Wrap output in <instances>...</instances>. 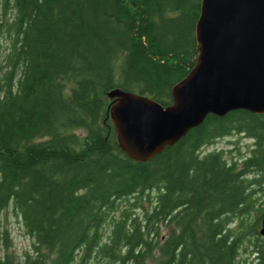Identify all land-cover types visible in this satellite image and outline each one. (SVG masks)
<instances>
[{"label": "trees", "instance_id": "obj_1", "mask_svg": "<svg viewBox=\"0 0 264 264\" xmlns=\"http://www.w3.org/2000/svg\"><path fill=\"white\" fill-rule=\"evenodd\" d=\"M201 4L0 0V264H264V113L209 114L147 161L110 115L115 88L173 102ZM233 134L248 153L206 150Z\"/></svg>", "mask_w": 264, "mask_h": 264}, {"label": "water", "instance_id": "obj_2", "mask_svg": "<svg viewBox=\"0 0 264 264\" xmlns=\"http://www.w3.org/2000/svg\"><path fill=\"white\" fill-rule=\"evenodd\" d=\"M196 38V64L173 87L171 104L121 88L109 92L119 146L131 159H152L209 114L264 113V0H202Z\"/></svg>", "mask_w": 264, "mask_h": 264}, {"label": "rangeland", "instance_id": "obj_3", "mask_svg": "<svg viewBox=\"0 0 264 264\" xmlns=\"http://www.w3.org/2000/svg\"><path fill=\"white\" fill-rule=\"evenodd\" d=\"M253 141L250 138L245 137L241 134H233L231 136L218 138L214 143L206 148V150L221 149V148H237L242 151V153H248L252 146ZM6 217L5 226L9 228L11 232V238L13 243V250L18 257H23V255L29 251L31 247V238L25 232V228L21 221L15 217L11 212H7L3 215ZM248 262H243L242 264H258L255 255L250 254V256H244ZM253 262V263H252Z\"/></svg>", "mask_w": 264, "mask_h": 264}]
</instances>
